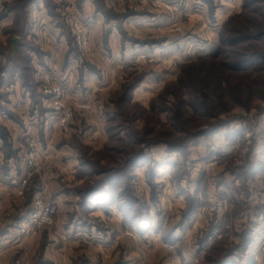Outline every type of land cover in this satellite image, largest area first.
Wrapping results in <instances>:
<instances>
[{
    "label": "rangeland",
    "instance_id": "1",
    "mask_svg": "<svg viewBox=\"0 0 264 264\" xmlns=\"http://www.w3.org/2000/svg\"><path fill=\"white\" fill-rule=\"evenodd\" d=\"M0 133V264H264V0H0Z\"/></svg>",
    "mask_w": 264,
    "mask_h": 264
},
{
    "label": "built area",
    "instance_id": "2",
    "mask_svg": "<svg viewBox=\"0 0 264 264\" xmlns=\"http://www.w3.org/2000/svg\"><path fill=\"white\" fill-rule=\"evenodd\" d=\"M57 104V108L59 110H63V117H64V120L65 121H68L70 116H71V113L70 111L66 110V109H63L65 108L64 105L60 102V101H56ZM63 107V108H62ZM37 204H40L39 202H37ZM55 213V207H47L45 212H44V216H43V221L44 222H52V216L54 215Z\"/></svg>",
    "mask_w": 264,
    "mask_h": 264
},
{
    "label": "trees",
    "instance_id": "3",
    "mask_svg": "<svg viewBox=\"0 0 264 264\" xmlns=\"http://www.w3.org/2000/svg\"><path fill=\"white\" fill-rule=\"evenodd\" d=\"M1 134V133H0ZM2 138H4L5 140L7 139L5 135L1 134Z\"/></svg>",
    "mask_w": 264,
    "mask_h": 264
}]
</instances>
